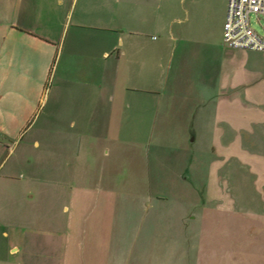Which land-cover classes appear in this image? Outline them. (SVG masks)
<instances>
[{
	"label": "crops",
	"instance_id": "1",
	"mask_svg": "<svg viewBox=\"0 0 264 264\" xmlns=\"http://www.w3.org/2000/svg\"><path fill=\"white\" fill-rule=\"evenodd\" d=\"M3 1L7 23L0 29V117L30 119L20 126L26 129L48 103L51 116H68L58 113L56 105L61 101L52 97L58 81L57 85L87 87L85 101L92 107H107L117 118L126 110L146 119L156 117L159 131L186 135L188 142L192 136L194 142L197 135L209 132L214 135V155L257 148L256 161L242 154L241 162L257 175L260 236L256 243L243 239L253 227L249 222L236 228V233L241 238V264H264V53L224 45L228 0ZM263 20L264 16L256 19L259 24ZM58 68L60 78L51 79L46 100V80H40L39 73L43 70L52 76ZM131 113L132 123L135 116ZM8 133L0 124L6 180L18 172L16 164L9 166L14 148L7 147ZM91 133L102 131L97 128ZM34 145L38 147V141ZM88 175L85 172L83 179ZM64 178L68 176L53 174L55 185L45 195L50 206L60 207L66 217L58 224L14 222L0 209L5 238L14 228L49 234L34 243L12 242L7 246L9 256L30 253L34 244L35 251L46 252L57 264L154 261L149 249L139 244L138 233L132 237L127 229L131 225L126 211L130 203L123 201L126 196L98 185L62 184ZM219 195L212 193L209 199L214 201ZM197 217L189 214L184 222L187 237L181 240L184 249L175 264L218 262V258H204L200 249L194 257L190 254L202 247L195 233L191 237L190 222ZM145 246L152 247V241ZM235 256L232 251L225 264H234Z\"/></svg>",
	"mask_w": 264,
	"mask_h": 264
},
{
	"label": "rangeland",
	"instance_id": "2",
	"mask_svg": "<svg viewBox=\"0 0 264 264\" xmlns=\"http://www.w3.org/2000/svg\"><path fill=\"white\" fill-rule=\"evenodd\" d=\"M3 3L0 0V29L7 23L3 18ZM12 16L11 8V19ZM252 27L264 34V20L259 24L252 17ZM59 68L52 76L43 70L39 73L40 80H46V100L50 97L51 79L60 78ZM1 77L0 68V80ZM33 77L37 80L38 75ZM57 83L52 97L61 102L56 110L68 116H51L47 102V107L31 119L26 129L20 126L24 120L28 124L30 119L0 117V124L9 131L7 147L14 148L9 166H18L17 175H10L14 179L6 180L8 166L2 169L5 157L0 158V209L6 217L45 227L52 221L56 224L64 221L66 217L60 207L50 206L45 196L55 185L51 176L59 174L68 176L62 184L98 185L126 196L123 201L130 203L126 211L131 225L127 229L133 232L132 237L134 232L138 233L139 244L153 255L154 261L148 264L176 263L175 259L183 253L184 246L180 243L187 237L184 222L189 214L198 216L197 221L190 222V231L191 237L195 233L196 242L201 241L202 245L190 252L191 256L200 249L204 258L212 261L218 258L214 264H225L226 257L234 251L238 259L234 264H241V238L236 228L249 222L253 227L249 237L245 234L243 239L256 243L260 236L257 175L241 162L242 154L256 161L260 153L257 148L214 155L211 148L214 135L209 132L197 135L194 142L192 136L188 142L186 135L159 131L161 126L156 117L146 119L139 117L138 112L126 110L117 118L107 107L95 108L85 101L87 87ZM130 113L135 116L132 123ZM97 128L102 133H91ZM34 141H38V147ZM85 172L88 179L82 177ZM212 193H219L221 198L209 199ZM140 202L151 205V209ZM1 218L0 213V222ZM2 232L0 227V264H57L46 252L35 251L34 244L30 253L12 257L7 252L12 242L34 243L36 238H46L48 233L14 228L9 229V238H5ZM149 240L150 248L145 246Z\"/></svg>",
	"mask_w": 264,
	"mask_h": 264
},
{
	"label": "built area",
	"instance_id": "3",
	"mask_svg": "<svg viewBox=\"0 0 264 264\" xmlns=\"http://www.w3.org/2000/svg\"><path fill=\"white\" fill-rule=\"evenodd\" d=\"M264 16V0H228L223 43L229 48L264 52V35L252 27V17Z\"/></svg>",
	"mask_w": 264,
	"mask_h": 264
}]
</instances>
